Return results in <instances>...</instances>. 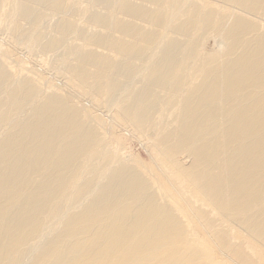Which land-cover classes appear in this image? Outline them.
I'll return each instance as SVG.
<instances>
[{
  "label": "bare ground",
  "instance_id": "1",
  "mask_svg": "<svg viewBox=\"0 0 264 264\" xmlns=\"http://www.w3.org/2000/svg\"><path fill=\"white\" fill-rule=\"evenodd\" d=\"M77 1L0 0V26L64 51L169 189L0 58V264H264V0Z\"/></svg>",
  "mask_w": 264,
  "mask_h": 264
},
{
  "label": "rangeland",
  "instance_id": "2",
  "mask_svg": "<svg viewBox=\"0 0 264 264\" xmlns=\"http://www.w3.org/2000/svg\"><path fill=\"white\" fill-rule=\"evenodd\" d=\"M78 4H80V6H78ZM75 6H76L75 8L77 9L85 8L86 0L84 1L78 0ZM8 22L10 23V21ZM5 24H3V26L2 25L0 26L1 27L0 28L1 29L0 30L1 32L0 33V49L3 50L2 53L0 50V58L4 59L5 61L7 60L6 62L10 65L13 76L17 77L19 76L18 74H24V72H26L25 74L29 73L28 75L30 76L32 75V78L36 81L39 87L43 89L44 92L46 93L47 92L49 93L57 92V93L69 95L75 100L76 104L80 105V109L86 110L87 114L94 112L95 114V117L93 118L95 120L94 122L100 128V131L104 132V133L102 132L104 135L105 134L107 135L108 133V135L105 137H107L106 140H108L112 146L111 150L113 152L116 151V153H119L118 155L120 157L122 156L123 158L127 157V159L129 160L136 159L139 162L143 163V165L150 168L155 173V175L160 179L159 181L160 184L163 185V187L168 188L169 186L167 182L165 181L161 171L158 169L157 166L153 164L154 159L151 154L150 142L146 140L144 136L140 135V133L134 127L122 123L120 119L118 118V116L116 115V112H113L112 109H109L108 111L105 103L98 102L95 100H90L91 98L89 96H86L87 94H85L84 89L78 87L76 83L73 84L70 80L68 81L65 78V67H64L65 61L64 60H67L68 56L64 55V51H62L61 53H56L55 55L49 54L50 57H47L48 56L47 54L40 53V51H38L36 47L33 48V46L31 45L27 47L28 49H25V47L23 48V45L20 46V45L15 44V41L10 33V26L12 24L11 23H10L11 25L10 24L8 25V23H5ZM43 25L46 26V27L42 26L43 28L49 29L48 20L44 22ZM91 28L94 30H91ZM91 28H90V31H95V28L93 27ZM5 31H9V32L6 33ZM78 42L80 43V41ZM69 43L70 45H75L76 42L71 40V42ZM218 44H219L218 47L222 46L220 45L221 43L218 42ZM209 45L210 47H212L213 42H210ZM57 54H58V57L54 58L53 56H57ZM48 58H51V61ZM41 59L42 60L44 59L43 63H45L46 65L42 63ZM58 63L62 66L60 67ZM47 65H48V68H46ZM59 72H61L62 74ZM60 74L61 76H59ZM110 111L112 112V114L110 113ZM116 148H118L121 151H118V149ZM153 168L155 169V171ZM197 229L201 236H206L202 228L198 227ZM216 255H217L216 256L217 258L219 259L222 258L221 254H219L218 252L216 253Z\"/></svg>",
  "mask_w": 264,
  "mask_h": 264
}]
</instances>
